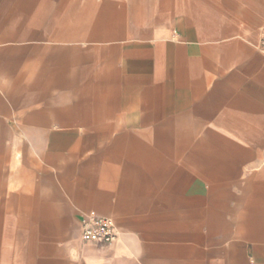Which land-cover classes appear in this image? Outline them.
I'll list each match as a JSON object with an SVG mask.
<instances>
[{
  "label": "crops",
  "instance_id": "crops-1",
  "mask_svg": "<svg viewBox=\"0 0 264 264\" xmlns=\"http://www.w3.org/2000/svg\"><path fill=\"white\" fill-rule=\"evenodd\" d=\"M263 30L264 0H0V264H264Z\"/></svg>",
  "mask_w": 264,
  "mask_h": 264
},
{
  "label": "built area",
  "instance_id": "built-area-1",
  "mask_svg": "<svg viewBox=\"0 0 264 264\" xmlns=\"http://www.w3.org/2000/svg\"><path fill=\"white\" fill-rule=\"evenodd\" d=\"M262 41L264 46V30ZM119 236L120 231L112 217L95 212L85 215L81 229L82 240L112 243L116 241Z\"/></svg>",
  "mask_w": 264,
  "mask_h": 264
}]
</instances>
